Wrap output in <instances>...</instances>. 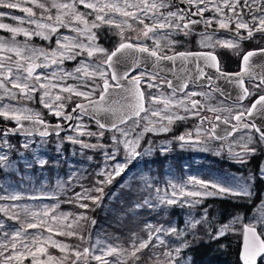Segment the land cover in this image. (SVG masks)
Returning a JSON list of instances; mask_svg holds the SVG:
<instances>
[{"label": "snow or ice", "instance_id": "obj_1", "mask_svg": "<svg viewBox=\"0 0 264 264\" xmlns=\"http://www.w3.org/2000/svg\"><path fill=\"white\" fill-rule=\"evenodd\" d=\"M32 2L36 3V0H32ZM185 4L188 5L187 8L183 7ZM78 5H83L84 8L91 9L92 11L90 13L78 12ZM37 6L48 12H51L52 9L56 10L57 15L52 24L28 20L29 23L36 24L40 30L30 32L20 27H10L4 23H0V29L13 33V36L23 33L29 38L35 35L48 40L52 34L57 32L59 27H69L77 36H63L61 39H57V48L51 52H45L42 49L9 46V43L3 37H0V52H14L19 58L16 62L15 72L11 66L5 63L4 58H0V91H2L0 101H3L5 98L11 101H18V99L32 100L33 93L42 90L39 103L52 115L63 118L65 121H71L74 118L78 119V117L73 116V113L79 112L81 116H89L95 121L98 127L97 132L86 130L88 126L80 122L75 126L69 125V127H72L75 135H67L64 137V139L72 144H80L85 149H103L105 165L97 173V176H103L104 179L97 180V184L101 185V187L95 189L101 195L92 197L88 194L90 190L85 189L82 193L76 194L77 200H91L93 204L99 207L103 198L102 185L106 183L110 184L116 176H120L121 173L125 172V169L133 159L141 155L136 149L143 137V133H138L135 139L129 138L134 128L124 126L130 120L134 121L137 125L142 119L147 120L148 124L144 126L143 132H169L171 131L170 125L175 120L188 118L186 115L180 116L175 112L167 115L162 114L168 111L171 104H176L184 108L186 113L191 112L192 115L199 117L201 120V124L195 126V136L190 131L175 138L181 142L182 147L187 144L203 143L204 141L201 139L202 135H206L210 139L217 138L215 136V125L210 130L202 128V124L206 118L201 116L200 112L205 105L201 104L200 101L192 99V97L197 95L207 96V93H197L195 91L186 92L185 89L188 87L189 78H181V82L176 85L171 80L165 81L163 79H161L159 84L155 83L159 75V72L156 70L160 69L162 61H187L190 56L195 55L197 59L203 60L207 67L215 68L217 73H220L223 78L233 81L239 88V92L233 100V107L217 108L210 106L208 110L214 113L227 111L231 114L233 109H238L230 118H223V122L226 124L230 123V121H236L231 129L225 133L226 136H232L233 133L241 129L247 130L245 135L240 136L228 144L227 147L231 159L236 163L245 165L249 162L246 157H254L257 153L264 155V123L257 124L250 119L254 115L259 114L261 119L264 120V95H259L257 98H254L250 107H244L243 105L245 99L254 96V91H264V75L257 77L251 72L252 58L256 56L261 57L262 63L260 67L264 68V48L259 51H248L240 54L242 57L241 71L235 74L222 72L219 66V60L212 52L196 54L174 52L172 55H168L165 52V49L171 51L178 43L171 39L174 33H183L187 36L191 32L192 26L197 24H204L205 32H207V29L213 23L217 24L220 29L228 30L229 36L231 37L229 39H219L213 42L211 36L205 35L202 38L201 43L204 46H208L210 43L214 48L216 46L229 49L237 48L240 40L253 39L256 34L264 35V0H179L178 4L175 3V0H137L135 3L132 0H123L122 5L111 2V0H72L71 3H58L57 0H52L49 8H46L43 3H39ZM169 7H175L177 10L162 11V9ZM18 8L26 13L27 17L12 16L11 18L14 20H21L23 22L34 15L32 8H21L19 2L0 0V9ZM192 8H195V11H191ZM128 9H132L133 11H129ZM111 12L119 13L123 19L117 21L109 15ZM206 12H211L212 15L205 17L204 14ZM245 12L249 17L247 20L245 19ZM8 15L10 14L0 11V17ZM65 16H71L74 21L79 22L83 27L72 26L65 21ZM88 16H93L94 18L89 21L86 19ZM193 17H199V19H193ZM47 19L52 20L53 18L49 15ZM145 19H151L153 21L152 25L145 24ZM130 20L138 21L139 24L144 25L142 36L145 40L153 41L151 46L138 42L139 37H137V42H134L126 36L125 28H132V24L129 23ZM173 21L175 22L173 23ZM232 24L235 26L234 34L230 28ZM104 26H109L110 31L111 26H115L119 30L115 33L119 37L118 45L111 52L97 43L98 33L94 30L102 29ZM45 29L48 31H45ZM241 30H246L247 35H241ZM80 38H85L87 43ZM25 53H30V55H25ZM85 53L89 58L88 61L80 59L77 67L72 72H64L61 69L60 71L63 75L53 72L52 76L62 80L67 78L79 80L80 85L86 90H80V87L72 85L61 87V92L69 93V95L64 97L57 94L53 100L51 88L57 87V85L52 84L47 76L36 75L35 83L32 82L33 73L37 67L48 68L50 64H63L65 60L75 61ZM97 53L103 56L98 62L92 59ZM137 53L145 55L140 57L137 56ZM41 56L44 62L39 64L35 63L34 60ZM7 59L10 60L11 57ZM21 61L28 64L27 68H23ZM149 61L152 64V71L146 69L145 71L137 72L142 63ZM117 65H122V68L118 69ZM181 71H184V69H181ZM23 72H26L27 75H23ZM245 76L249 77L248 82L252 84V90L245 86ZM205 77L206 73L204 69L198 66L197 79L203 80ZM163 83H167L168 88L171 89V95L164 97L163 93L159 95L149 94L150 104L146 108V96L145 92L141 90L142 85L146 84L148 89L156 88L159 92ZM207 83L209 85L212 84L211 76L207 77ZM9 84L11 88L8 87ZM37 85H39V88H37ZM13 89H18L19 91L16 92ZM98 90L99 99H93L94 94ZM177 93H184V98L175 100L174 97ZM73 96L82 97L87 103L81 102L76 104V107L72 109V113L66 114L64 112L65 104L62 101L65 99L71 101ZM157 103H163L165 107L163 109L152 107V105ZM149 112L151 117H158L159 119L157 121L151 120L148 115ZM141 113L145 115L142 117ZM102 114L106 115L107 119L101 120L100 116ZM0 118H3L5 121H15L16 124V127L0 128V170H3L12 167V163L9 160V153L4 151L5 148L9 151L13 148V145L8 141V136L18 132H23L25 135L32 134L31 128H26L22 123L23 121H29L32 127H35L37 124L43 125L44 130L40 132L41 137H47L49 135V125L41 118L39 112L28 107L15 106L10 103L0 104ZM215 119L220 120L221 116L216 115ZM165 120L167 124L163 123ZM246 120L248 122H245ZM157 123L159 127L155 126ZM51 128L56 132L57 136L64 130L61 124L53 125ZM105 131L113 132L111 145H104L102 143L91 144L80 139L83 136L97 137L99 139L104 137ZM116 133H119V137ZM121 145L126 156L123 162L117 160ZM234 146L239 147L240 151H235ZM24 147H28L27 142ZM108 161H115L111 172L106 171V168L109 167L107 164ZM36 163L43 166L47 161L37 159ZM256 182H264V161L261 162V165L255 173L250 172L247 177H232L231 181L227 183L220 180L205 181L196 177H189L187 181L180 184L169 182L171 193L169 194L165 190L161 194V190L157 188L156 199L160 205L172 206L179 204L180 207L187 206L189 208L202 206L204 200L208 197H229L239 200L245 198L250 199L253 195V183ZM144 183L147 187H151L147 179L144 180ZM189 185H191V189L188 188ZM5 199L16 201L21 199V197L11 194L8 196L0 195V200ZM145 205L154 207L148 200H145L143 205H137V207H143ZM79 206L85 209L88 208L87 203H80ZM11 207L19 208L21 206L12 205ZM54 207H58V205ZM23 210L25 213L30 211L26 206ZM163 210L166 211L167 208ZM0 211H3L6 215L9 214L8 206H0ZM32 214L33 216L37 215L35 212ZM43 214L47 216L48 210H45ZM208 217L209 207H203L200 218L190 217L186 221V228L195 229L199 224H207L211 228ZM10 218L18 219L19 216L18 214L10 215ZM65 218H67V214H65ZM80 218H86L84 213L80 214ZM238 219L239 217H233L228 223L220 225L214 233L210 234V239L219 240L221 237L226 236L228 231L233 230L232 225ZM91 223L94 225L96 221L92 220ZM37 226L36 223L31 222L26 224V228H36ZM2 227L3 222L0 221V228ZM68 227L70 228L71 225ZM161 233L180 237L184 234V230L178 231L172 227L167 229L159 227L153 230L151 226H148V239H140L137 242V238L134 237L131 241L130 249H121L110 244L101 247L102 242L97 240L90 247L83 248V251H80L78 247L72 250L71 255L75 256V259L72 260L71 264H81V262L83 264H89V259L95 260L97 264H127L128 259H131L133 264H139L142 258L141 254L144 253L145 249H155L157 247H164L165 250L162 253L153 251L149 254V258L153 261V264H192L190 257H184L182 255L183 249L189 247V242L182 240L178 246L171 248L165 244V241L161 238ZM62 234L69 236L77 235L72 231H67ZM26 235V229L23 226L12 234L11 240H9L7 233L0 235V264H13V261L23 264L24 253L17 250L16 238L25 237ZM242 235L243 246L239 252V261L241 264H264V214L255 217L252 223L244 225ZM154 239L158 241V245L152 243ZM52 243L56 244L55 241ZM57 246L60 247L61 251H64L68 247L62 244H58ZM23 247L32 256V264H51L56 259L51 255L47 257V262L39 259V255L45 254L43 247H37L34 252L28 248L27 244H24ZM97 250L99 254H97ZM113 255L116 257L115 261L107 259V257ZM161 257H163V260H161Z\"/></svg>", "mask_w": 264, "mask_h": 264}, {"label": "rangeland", "instance_id": "obj_2", "mask_svg": "<svg viewBox=\"0 0 264 264\" xmlns=\"http://www.w3.org/2000/svg\"><path fill=\"white\" fill-rule=\"evenodd\" d=\"M44 1L36 0V3H33L32 0H12V2H19L21 8H32L34 15L21 22V20L11 18L12 16L27 17V14L19 8L0 9V11L10 14L0 17V23L7 24L10 27H20L30 32L39 31L40 29L37 28L36 24L29 23L28 20L46 23L39 18L41 12L40 7L37 6ZM45 31L48 30L45 29ZM58 32L57 29V32L52 34L50 39L45 40L35 35L29 38L23 33L13 36V33L0 29V37H3L9 43V46L28 47L51 52L57 48V39L63 37L60 38ZM74 33L70 28H67V35L64 36L76 37L77 34L74 35ZM80 39L87 43L85 38ZM25 55H30V53H25ZM8 57H11V59L8 60ZM0 58H4L5 63L11 66L15 72L16 62L19 58L14 52H0ZM80 59L87 61L86 53L75 61L65 60L63 64H50L48 68L37 67L33 73L32 82L35 83L36 75L47 76L52 84L57 85V87L51 88L53 100L57 94L64 97L69 95L66 92L62 93L61 87L72 85L80 87V90H86L80 85L79 80L72 78L62 80L52 76L53 72L63 75L61 69L64 72H72L77 67ZM34 62L37 64L43 63V57L35 59ZM21 63L23 68H27L28 64L26 62L21 61ZM22 74L26 75L25 72ZM8 87L11 88V85L9 84ZM37 88H39V85H37ZM13 91L18 92L19 90L13 89ZM41 92L42 90L33 93L32 100L18 99V101H11L5 98L0 101V104L10 103L15 106L31 108L39 112L44 121H49L52 119V114L39 103ZM0 95H2V91H0ZM79 101L84 100L82 97L76 96H73L71 101L65 99L62 101L65 104L64 111H67L72 104ZM0 121L2 124H9V121H5L3 118H0ZM80 122L88 126L86 130L98 131V128L92 122L82 117L75 118L73 126ZM124 127L134 128L129 137L131 139H135L138 133H144V126H141L140 123L137 125L135 122H130ZM186 132L187 130H184L173 137H167L164 133L157 134L153 132L150 133L152 138L143 136L136 149L141 155L133 159L125 172L121 173L120 176H116L110 184L102 185L103 198L99 207L93 204L91 200H77L76 194L88 189L90 190L88 194L92 197L101 195L95 189L101 187L97 184V180L104 179L103 176H97V173L105 165L103 149H85L80 144H72L64 139L67 135H75L73 129L65 134L47 139L8 137V141L13 145V148L11 151L5 148L4 151L9 153L12 167L0 170V195H17L21 199L16 201L10 199L0 200V206H8L9 213L6 215L3 211H0V221L3 222L0 235L7 233L9 240H11L12 234L17 229H21L22 226L26 229L27 235L25 237L16 238L17 250L24 253L23 264H32V256L23 247L24 244H27L33 252L37 247H43L45 254L39 255L38 258L45 262H47V257L51 255L56 258L51 264H71L72 260L75 259V256L71 255L72 250L78 247L80 251H83V248L90 247L97 240L102 242L101 247L110 244L121 249H130L134 237L137 238V242L140 239H148V226H151L153 230L159 227L165 229L172 227L178 231L184 230V234L180 237L160 234L168 247L175 248L182 240H187L189 247L192 241L194 243V240H202L204 243L215 241L220 244L219 246L222 249L227 250L228 255L232 258L239 247L241 226L252 223L255 217L264 214V203H262L264 201V182L253 183V195L250 199L230 198L232 202H235V207L229 214H224L222 219L219 216V211L210 203L217 200H227L229 197H208L204 200L202 206L192 208L180 207L179 204L172 206L160 205L156 199V189L159 188L161 194L165 190L170 194L169 182L180 184L187 181L189 177H196L205 181L220 180L227 183L231 181L232 177H247L252 172L251 169L243 168L242 164L236 163L230 158L227 146L234 139L216 143L208 136L202 135L203 143L188 144L182 147L181 142L175 138ZM192 132L195 136V128ZM112 135L113 132L111 131L105 133L104 137L99 139L87 136L80 137V139L91 144L111 145ZM116 135L119 137V133H116ZM26 142L28 143L27 148L24 147ZM237 148L234 146L235 151ZM176 152L181 156L176 155ZM218 152L219 154H217ZM185 154L190 156H185ZM173 155H175V158H172ZM202 156L211 159L208 160L202 158ZM156 157L161 160V163L152 165L151 162ZM184 157H186V160ZM37 159H43L47 163L41 166L36 163ZM125 159L126 156L121 145L117 160L123 162ZM258 159H260L259 167L261 162L264 161V155L260 154ZM114 163L115 161L107 162L109 165L106 168L107 172L112 171ZM145 179L148 180L151 187L145 185ZM188 188L191 189V185ZM126 198L127 201L125 202ZM145 200H148L154 207L147 205L137 207V205H143ZM80 203H87L88 208H81ZM12 205L21 207L13 208ZM57 205L58 207H54ZM25 206L30 210L28 213L23 210ZM203 207H209L208 220L211 228L207 224H199L195 229L186 228V221L190 217L200 218ZM164 208H167V210H163ZM45 210H48L47 216L43 214ZM33 212L37 215L33 216ZM81 213H84L86 218H80ZM16 214L19 216L18 219L10 218V215ZM65 214H67V218H65ZM233 217H239L232 225L233 230L228 231L226 236L221 237L219 240L210 239V234L214 233L220 225L231 221ZM92 220L96 221L94 225L91 223ZM29 222L36 223L38 226L36 228H26V224ZM69 225H71L70 228ZM67 231H72L77 235L62 234ZM49 237L50 239H48ZM53 241L56 244L52 243ZM152 243L158 245V241L155 239ZM58 244L67 245L68 247L61 251L60 247L57 246ZM188 248L183 249L182 255L184 257H188L186 254ZM164 250V247L145 249L144 253L141 254L142 258L139 264H153L149 254L153 251L162 253ZM97 254H99L98 250ZM107 259L115 261L116 257L113 255L107 257ZM161 260H163V257H161ZM13 264H19V262L13 261ZM89 264H97V262L89 259ZM127 264H133V261L128 259Z\"/></svg>", "mask_w": 264, "mask_h": 264}, {"label": "flooded vegetation", "instance_id": "obj_3", "mask_svg": "<svg viewBox=\"0 0 264 264\" xmlns=\"http://www.w3.org/2000/svg\"><path fill=\"white\" fill-rule=\"evenodd\" d=\"M57 2L58 3H71L72 0H57ZM111 2H116L121 5L123 4V0H111ZM132 2L135 3L137 2V0H132ZM51 3H52V0L51 1L45 0L43 2L46 8H49L51 6ZM175 3L178 4L179 0H175ZM183 7L187 8L188 5L185 4L183 5ZM128 10L133 11L132 9H128ZM176 10L177 9L175 7H169L167 9H162V11L164 12L176 11ZM77 11L82 12V13H90L92 10L84 8L83 5H78ZM191 11H195V8H192ZM40 12H41V15L39 16V18L48 24H52L55 20V16L57 15V12L55 9H52L51 12H48V11H45V9L40 8ZM49 15L52 16L53 18L52 20L46 19ZM109 15L114 17L117 21L123 19L122 17H120L119 13L111 12L109 13ZM204 15L205 17H209L212 15V13L206 12ZM93 18H94L93 16L86 17V19H88L89 21H91ZM64 19L66 22L70 23L72 26L83 27L82 24H79V22L74 21L71 16H65ZM193 19H199V17H193ZM245 19L246 20L249 19L246 12H245ZM144 22L145 24H148L149 26H151L153 23L151 19H145ZM174 22L175 21H173V23ZM129 23L132 24V28L131 29L127 27L125 28L126 36L134 42H137V37H139L138 42L146 43L147 45L151 46L153 41L145 40L144 37L142 36V30H143L144 25H141L138 23V21H134V20H130ZM234 27H235L234 24L230 25V28L233 30V34H234ZM67 28L69 27H59L58 28V31H59L58 34L60 35V38L61 36L67 35ZM94 31H97L98 33L97 43L100 44L102 47H104L109 52L113 51L115 49V46L118 45L119 37L116 36L115 33L118 32L119 30L115 28V26H111V31L109 30V26H104L102 29L94 30ZM161 31H167V30H161ZM205 35L211 36V40L213 42L219 39L231 38L229 36L228 30L220 29L218 25L215 23H213L211 27L207 29V32H205L204 24H197V25L192 26V30L187 36H185L183 33H174L171 39L177 41L178 43L174 46V48L171 51L168 49H165V52L168 55H172L174 52L175 53L184 52V53H193V54L201 53V52H212L213 54L217 56L219 60V66L222 72L229 73V74H235L241 71L242 57L240 54L246 53L248 51H259L260 49L264 48V35H260V34H256L253 39L240 40L238 42L239 46L237 48H232V49L224 48L220 46H216L214 48L211 46L210 43L208 44V46H204V44H202L201 41H202V38L205 37ZM241 35L246 36L247 35L246 30H241ZM144 55L145 54L137 53V56H140V57H143ZM102 58H103L102 54L97 53L94 55L92 59L93 61L98 62ZM88 60L89 58L87 57V61ZM164 62L165 63L161 66L164 68L157 70L159 72V75L155 83L159 84L161 82V79H163L165 81L171 80L173 84L176 85L181 82V78H189L188 87L185 89L186 92L195 91L197 93H207L208 94L207 96L197 95L195 97H192V99L200 101L201 104L205 105V107L200 112V115L206 118L202 124V128L205 130H210L213 128V125H215V129H216V126L220 124V127L221 125H227L229 126V129H231L232 125L235 124L236 121H230V123L226 124L223 122V118L224 117L230 118V116L234 115L236 111H238V109H233V112L230 114L227 111H221L219 113H214L212 111H209L208 108L210 106L217 107V108H232L233 100L235 99L237 93L239 92V88L236 86V84L233 81L223 78L220 75V73H217L215 68L207 67L205 65V62L201 59H197L195 55L190 56L187 61L176 60L174 62L173 61H164ZM251 63H252L251 72L254 76L258 77L260 75H264V68L260 67V64L262 63L261 57L259 56L253 57ZM198 66L200 68H203L206 73V77L203 80L197 79ZM117 68L121 69L122 65H117ZM181 69H184V71H181ZM145 70H146L145 67H140L137 70V72H142ZM147 70L151 71L149 69ZM208 76L212 77L211 85L207 83ZM244 79H245V86L248 87L250 90H252V84L248 82L249 77L245 76ZM141 90L145 92V96H146L145 107L146 108L150 104L149 94L159 95L160 93H163L164 97H168L171 95V89L168 88L167 83H163L161 85L159 92L156 88L148 89L146 84L142 85ZM98 95H99V90L93 96V99L97 98ZM259 95H264V91H254V96L249 97L243 101L244 107H250L254 98H257ZM183 98H184V93H177L176 96L174 97L175 100H179ZM79 102H84V101H79ZM79 102H76V103H79ZM74 104H72V106L69 107L68 110L64 112L68 113L70 109L74 106ZM152 107L163 109L165 106L163 103H157L155 105H152ZM189 107H190V104H189ZM171 112H175L180 116L186 115L188 118L182 119V120H175L170 125L171 131L164 133V135L167 137H173L175 135H178L180 132L184 130H187V132H190V131L192 132V130H194L196 125L201 124V120L199 117L192 115L191 112L186 113L184 108L179 107L176 104H171L169 106L168 111L162 114L167 115V114H170ZM144 115H145L144 113H141L142 117ZM148 115L150 119L153 121H157L159 119L158 117H151L150 112L148 113ZM216 115H220L221 119L216 120L215 119ZM78 117H81V116H78ZM260 118H261L260 115L256 114L250 119L253 120L254 122H258ZM50 120L47 122L53 123V122L58 121L62 123L60 119H57V120L53 119V115H52V119ZM130 122H134V121L130 120L128 123ZM245 122H248V120H246ZM163 123L167 124V121L165 120L163 121ZM147 124H148L147 120L142 119L140 121L141 126H145ZM155 126L159 127V124L157 123ZM109 132L111 131H105V133H109ZM246 132L247 130L241 129L240 131L233 133L232 136H227L224 139H221V140H216L213 138L211 139L216 143L226 142L231 139L235 140L238 137L246 134ZM150 133L151 132H144L143 136L152 138L150 136ZM236 151H240L239 147L237 148ZM175 154L178 156H181V154L177 152ZM185 156H190V155L185 154ZM259 156H260V153H257L256 156L247 158L249 160L248 163L250 162L252 163L253 160L258 159ZM172 158H175V155H173ZM202 158H205L208 160L211 159L205 156H202ZM184 159L186 160V157H184ZM259 163H260V159H259ZM236 257H237V253H236Z\"/></svg>", "mask_w": 264, "mask_h": 264}, {"label": "trees", "instance_id": "obj_4", "mask_svg": "<svg viewBox=\"0 0 264 264\" xmlns=\"http://www.w3.org/2000/svg\"><path fill=\"white\" fill-rule=\"evenodd\" d=\"M0 124L1 121H0ZM153 164L161 163L158 157L152 160ZM259 164V159H254L253 162L243 165V168L251 169L253 173L256 172V169ZM127 201V198L125 202ZM215 209L219 211V216L222 219L224 214H229L235 207V202L229 198L227 200H217L210 203ZM220 244L215 241L203 242L202 240L192 241L191 246L187 249V256L191 258L192 264H238L235 251V256L231 258L228 255L227 250L222 249Z\"/></svg>", "mask_w": 264, "mask_h": 264}, {"label": "water", "instance_id": "obj_5", "mask_svg": "<svg viewBox=\"0 0 264 264\" xmlns=\"http://www.w3.org/2000/svg\"><path fill=\"white\" fill-rule=\"evenodd\" d=\"M164 63H165L164 61L161 62V64H160V69H161V68H164V67H161ZM141 67H145L146 69H149V70H151V71L153 70V69H152V64H151L150 61H149V62H144V63H142V64H141ZM157 70H159V69H157ZM157 70H156V71H157ZM25 74L27 75L26 72H25ZM117 91H118V90H117ZM95 99L98 100V99H99V95H98V97L95 98ZM79 103H81V102H79ZM83 103H87V101H84ZM76 104H78V103H75L74 106L70 109V111H69L68 113H72V109L76 107ZM68 113H66V114H68ZM73 116H74V117H75V116H81V114H80L79 112H76V113H73ZM81 117H84V118H86V119H88V120H90V121H93V122L95 123V121L92 120L89 116H81ZM53 119H55V120L60 119V120L62 121V123H60V122H58V121L53 122V123L45 122L46 124L49 125V135H48L47 137H41V135H40V132L44 130L43 125H39V124H37V125H35V127H32V125H31V123H30L29 121H23L22 123L24 124V126H25L26 128H31V130H32V134H31V135H25L23 132H18V133H16V134H14V135H10V136H8V137H36V138H40V139H45V138H48V137H50V136H57V135H56V132L52 130L51 126L56 125V124H61V125L64 127V130L61 131L60 134H62V133H66V132H68V131L71 130L72 127H69V125L73 126V123H74V119H75V118H74L73 120H71V121H65V120H63V118H58V117H56V116L53 115ZM100 119H101V120H105V119H107V116L104 115V114H102V115L100 116ZM256 123H257V124L264 123V120H262V119L260 118V119L258 120V122H256ZM9 124H10V125L0 124V128H3V127H16L15 121H11V120H9ZM229 130H230V129H229V126H227V125H221V127H220V124H218V125L216 126V129H215V136H216L217 138H213V139L221 140V139L227 137V136L225 135V133H226L227 131H229ZM244 225H245V224H244ZM244 225H242V227H241V238H240L239 247H238V252H237V261H238V264H241V262L239 261V252H240V250L242 249V246H243V235H242V230H243Z\"/></svg>", "mask_w": 264, "mask_h": 264}]
</instances>
